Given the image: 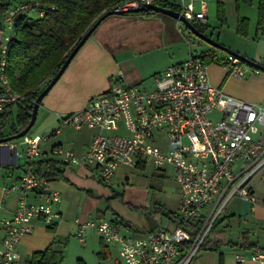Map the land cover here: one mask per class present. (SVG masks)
<instances>
[{
	"label": "built area",
	"instance_id": "obj_1",
	"mask_svg": "<svg viewBox=\"0 0 264 264\" xmlns=\"http://www.w3.org/2000/svg\"><path fill=\"white\" fill-rule=\"evenodd\" d=\"M174 1L175 5L170 0H122L114 10L130 13L167 2L174 8L169 9L196 28H205L206 0ZM19 12L44 16L38 1L23 0L13 3L0 19V114L26 100L25 95L13 91L6 74L8 45L15 36V16ZM181 24L179 30H187L188 38L191 31ZM189 55L154 74L151 90L128 85L122 75H117L111 78L109 89L89 99L84 108L58 116L60 128H87L97 133L82 154L62 146H55L49 154L68 166L96 169L104 184L111 185L122 166L138 168L150 161L156 169L172 167L179 190L176 217L189 222L188 230L169 218L161 227L138 235L127 233L116 220L79 223L81 243L85 242L86 229L95 228L104 242L118 247L122 264H193L215 224L226 216L233 197L249 202L253 208L259 204L252 181L264 169V135L260 133L264 129V101L247 103L225 94L210 81L204 57ZM223 67L236 79H243L247 73L236 55L229 54ZM45 86L47 80L38 89ZM120 128L125 133H120ZM49 136L21 138L27 163L46 156L40 144ZM8 144H0V151L16 147ZM34 170L28 165L5 188V192L18 193L20 198L13 216L3 223L0 264L19 260L18 245L23 236L32 233L34 222L52 227L61 219L56 205L62 195L48 191L46 182ZM250 260L264 264V251L256 248ZM244 261V257H238L239 263Z\"/></svg>",
	"mask_w": 264,
	"mask_h": 264
},
{
	"label": "crops",
	"instance_id": "obj_2",
	"mask_svg": "<svg viewBox=\"0 0 264 264\" xmlns=\"http://www.w3.org/2000/svg\"><path fill=\"white\" fill-rule=\"evenodd\" d=\"M206 1L208 3L206 14L209 11L210 3L213 2V4L216 5L215 11L217 13V19L219 20V6L221 5L222 13H224V24L234 29L236 34L241 38H243V36L237 33L238 18L243 17L250 20L249 25H251V28L249 27L250 30L248 33L255 34V38H257L260 47H264V33L261 31L257 32L256 25L260 0H251V10L246 8L248 6L246 3H237L236 0ZM254 8H256V10H253ZM36 13V17H33L31 13L29 16L33 18L42 17L38 12ZM165 15L153 12L151 14L140 15L115 14L106 17L80 47L61 77L43 98L39 109L42 108L43 114L52 117L53 121L48 129L45 130V133L42 134L50 135L47 141H43L40 144V149L46 156L37 161L52 159L59 164L58 168L62 172V178L51 179V181L43 178L41 179L46 182L45 186L48 191H58L62 195L61 202L56 205L61 219L55 225L54 229H50L42 222H34L31 225L33 229L32 233L23 236L18 245L20 258L25 257L29 260L34 253L44 252L48 248L59 250L56 248L58 239L68 234H74L78 237L79 223H82V220L90 218L95 214L96 216L104 215V212L99 210L102 198H105L106 201L110 203L113 198L120 196V194L115 191L114 186L120 183H126L129 179L128 173L131 170H135L134 168L127 166L120 167L114 176L115 180L113 183L107 185L100 182L96 169L91 167L68 166L62 161L54 159L53 156L49 154L55 146H62L73 150L76 154H82L87 150L97 133V131L87 128L82 130L60 128L58 116L60 114L75 113V111L84 108L89 99L109 89L111 85L110 80L114 76L122 75L126 84L138 85L144 88L143 85L146 84V80L149 77L150 79L152 78L151 80L153 81V75L157 72L164 71L168 65L179 63L187 59L190 56L189 54L193 55L192 50L189 48L187 56L180 61L168 63L163 69H154L149 72H142L135 65L133 61L135 56H130L129 54H140L143 52L144 48H151L152 45L150 41L153 39V36L160 37L163 42L166 43L174 39L172 30L168 25H170L173 30L175 29V32L180 34L182 38L185 36V32L182 33L179 30V27L182 26L181 22L169 15L166 16L170 18H165ZM144 18L162 20L165 26L161 28V30L153 31V34L149 31L135 29L133 25L136 26V23ZM170 19H174L175 21ZM207 19L208 22L206 27L208 28V14ZM113 25L114 27H112ZM129 26H131V28H129ZM200 31H202V29ZM206 54L213 58V61H207L206 63L209 67L210 81L215 87L219 88L225 94L247 103H263L264 69L260 70L245 64L244 66L247 67L245 77L243 79H236L223 67V61L226 60L230 53H227L226 57L224 56L220 59L212 50H207ZM256 58L257 61L252 58L251 60L264 67V48L256 55ZM211 66L216 67L212 68ZM249 67L251 69H249ZM147 83H149V81ZM260 133L264 135V129H261ZM14 141L9 143L16 147L13 149L3 148L0 151V164L7 165L9 168L10 166H15V168H8L10 171L6 172V176L3 175L0 177V237L4 235V221L13 216L18 207L20 198L18 193L5 192V188L8 187L13 180L17 179L28 166L24 155V148L22 147L21 150H18L17 147L19 145ZM18 157L24 159L21 164H18ZM140 165H143L142 168L147 166V169H150L149 176L151 177L162 179L166 171V168H154V165L150 161ZM140 165L139 167H141ZM176 190L177 197L174 203L175 205L173 208H167L174 213L177 212L179 206V190L177 189V184ZM253 190L255 192L254 187ZM256 196L259 200V204L254 208L249 202L243 201L237 196L229 201L225 213L226 216L218 222L215 231H213L210 236L212 244L220 243L218 248L215 250L202 251L193 264H227V258L224 256L223 252V248L226 247H230V251L235 255L234 264H254L250 260L253 251L256 248H264V194L263 196H258L256 194ZM34 198L36 200L42 199L38 196H34ZM128 206L130 208L132 204H128ZM107 207L108 210H112L111 207ZM132 207L149 208L151 210V205L146 207ZM166 218V216L159 215L158 219L155 218L154 224L146 219V222L149 223L143 229H133L131 225L125 223L119 216L115 217L114 220L119 222L122 220L124 222L122 225L127 233L144 234L147 231H152L161 227ZM99 221L105 220L100 219ZM231 226L237 227L239 230L238 241H232L228 238L229 232L232 230ZM93 229L96 231L93 227L86 229L85 242L82 244L86 243V235L91 232L89 230ZM239 256L245 258L243 263L238 262ZM18 262L19 260L15 264H18Z\"/></svg>",
	"mask_w": 264,
	"mask_h": 264
},
{
	"label": "trees",
	"instance_id": "obj_3",
	"mask_svg": "<svg viewBox=\"0 0 264 264\" xmlns=\"http://www.w3.org/2000/svg\"><path fill=\"white\" fill-rule=\"evenodd\" d=\"M19 1L23 0H0V19L7 14L13 3ZM36 1L43 7L44 16L33 18L29 16L30 13L28 12H19L15 16V36L8 45L6 74L13 91L25 95L26 100L10 106L0 114V139L14 136L27 127L33 116L35 101L46 88L45 86L43 89H38V86L45 80H47V85L50 83L84 35L106 13L113 11L122 0ZM236 1L237 3L252 4L251 0ZM160 5L163 8H173L167 2ZM258 11L257 32L264 33V0L259 1ZM151 13L153 11L139 10L125 15ZM219 19L222 23L225 22L221 5L219 6ZM237 26V33L246 37L250 27L249 20L239 17ZM205 28L207 27L205 26ZM204 60L211 62L213 58L207 55ZM241 63L245 65L242 60ZM28 165L35 169V173L40 178L48 181L62 178V172L58 168L59 164L55 160L35 161L28 163ZM140 166L143 167V165ZM130 208L137 210L132 206ZM153 208V211L149 208H141L150 223L154 224L156 216L163 215L174 224L189 229V222L180 221L176 217V213L169 211L160 204L155 205ZM120 223L124 224L122 220ZM217 225L218 222L215 224L213 231H215ZM49 228L54 229L55 226ZM219 244H212L209 237L205 241L202 251L215 250ZM260 249L264 251V248ZM63 259L64 255L61 250L48 248L44 252L34 253L28 260V264H61Z\"/></svg>",
	"mask_w": 264,
	"mask_h": 264
},
{
	"label": "rangeland",
	"instance_id": "obj_4",
	"mask_svg": "<svg viewBox=\"0 0 264 264\" xmlns=\"http://www.w3.org/2000/svg\"><path fill=\"white\" fill-rule=\"evenodd\" d=\"M170 2L173 5L176 4V1L174 0H170ZM247 5L248 6L246 8L251 10L250 6L252 4ZM215 7L216 5L211 2L207 13L209 15V26L206 29H202L205 35H208L213 40H217L222 43L232 52H237L243 56L249 57L250 59L252 58L256 60V55L260 53L264 47H260L257 38H255V34L248 33L246 38L239 37L234 29L222 23L220 19H217ZM253 10H256V8ZM31 14L33 17L37 16L36 12H32ZM165 18L170 17L166 16ZM131 26H129V28H131ZM164 26L165 23L156 18H144L138 21L136 26L133 25L135 29L149 31L151 34H153V31L161 30ZM112 27H114V25ZM168 27L172 30L173 40L166 43L163 42L160 37L153 36V39L150 41L152 45L151 48H144L143 52L140 54H129L130 56H135L133 61L142 72H149L154 69L160 70L165 68L168 63L180 61L187 56L189 48L192 50L193 55L195 54L205 57V55H207V50H212L219 56V59L227 56L226 51L214 49L210 44L202 41L194 34H189V37L187 38V30L184 31L185 36L182 38V36L176 33L175 29L173 30L170 25H168ZM187 40L189 41V45H187ZM211 67L213 68L216 66ZM249 69L251 68L249 67ZM151 79L149 77L146 80L147 82L149 81V83L146 82V84L143 85L144 88L150 90L153 88L154 83ZM52 121V117L47 114H43L42 108L38 109L36 122L28 133V136H35L36 134L42 135L45 133V130L48 129ZM119 130L120 133H125L123 129L120 128ZM21 141L22 139L14 141L19 145L17 147L18 150L25 147L20 146ZM23 160L24 159L18 157V164H21ZM8 168L9 167H7V165L0 164V177L10 171V168H15V166L13 165L10 166L9 169ZM134 169L135 170H129V179L126 183L124 182L125 184L120 183L114 186L115 191L118 192L120 196L113 198L110 203H108L105 198H102L99 210L104 212V215L96 216L95 214L90 218L82 220V223H87V221L96 222L100 219L110 221L119 216V218H122L125 223L131 225L133 229H143L149 223L146 222L145 212L141 208H137V210L130 209L128 204H132V206L136 207H146L151 205V211L157 204L163 205L166 208L174 207L177 190L170 167H166V171L162 179L149 176L150 169H147V166L144 168L138 167ZM252 186L255 188V192L258 196H263L264 169L253 177ZM107 206L111 207L112 210H108ZM156 219H158V216H156ZM231 228L232 230L229 232L228 238L232 241H238V228L233 226H231ZM89 231L91 232L87 233L85 244L80 243L78 237L74 234H68L65 237L58 239L56 248L61 250L64 255V259L61 264H122L118 247L112 243L104 242L94 229ZM130 234L138 235L137 233ZM223 252L224 256L227 258V264H234L235 255H233L230 251V247L223 248ZM18 264H28V259L21 257Z\"/></svg>",
	"mask_w": 264,
	"mask_h": 264
},
{
	"label": "water",
	"instance_id": "obj_5",
	"mask_svg": "<svg viewBox=\"0 0 264 264\" xmlns=\"http://www.w3.org/2000/svg\"><path fill=\"white\" fill-rule=\"evenodd\" d=\"M140 10H143V11H146V12L153 11L155 13H160V14H163V15L166 14V15H169V16L175 18L176 20H181V22L185 25L186 28H188L191 31L192 34L197 36L202 41H205L206 43L210 44L212 47H214V48H216L218 50L226 51L227 53H230L232 55L238 56L247 66L249 65V66L258 68L260 70L264 69L263 66L258 65L256 62H254L250 58H247V57L239 55V54L237 55V53L228 50V48H226L223 44L219 43L217 40H213L208 35H205L202 31H200L198 28H196L193 24H191L189 21L184 19L181 15H179V13L175 12L174 10H171L169 8H166V7L163 8V7L158 6V5H146L143 8H141ZM115 14L116 15H125L126 12L113 10V11H111L109 13H106L101 19H99L93 25V27L84 35V37L81 39L79 44L72 51V53L69 55V57L67 58V60L65 61V63L61 67V69L58 71L56 76L50 81V83L47 85V87L40 93V95L36 99L35 104H34V109H33V112H32L33 116L31 117L30 123L27 125V127L23 131L21 130L20 133L14 135V136H9L7 138L0 139V144H8L9 142H12V141L17 140V139H21L24 136L28 135V133L30 132L31 128L34 126V124L36 122L37 112H38L39 106H40L43 98L51 90V88L54 86V84L57 82V80L61 77V75L63 74V72L65 71L67 66L69 65V63L72 60V58L75 56V54L80 49V47L85 43V41L92 35V33L98 27V25L106 17H108L110 15H115Z\"/></svg>",
	"mask_w": 264,
	"mask_h": 264
}]
</instances>
